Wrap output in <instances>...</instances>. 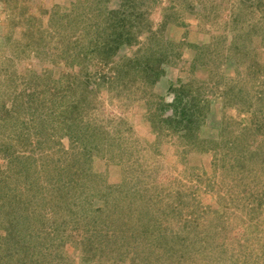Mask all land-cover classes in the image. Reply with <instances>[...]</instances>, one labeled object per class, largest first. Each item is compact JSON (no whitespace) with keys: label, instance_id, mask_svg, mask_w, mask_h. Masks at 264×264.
<instances>
[{"label":"rangeland","instance_id":"rangeland-1","mask_svg":"<svg viewBox=\"0 0 264 264\" xmlns=\"http://www.w3.org/2000/svg\"><path fill=\"white\" fill-rule=\"evenodd\" d=\"M0 264H264V0H0Z\"/></svg>","mask_w":264,"mask_h":264}]
</instances>
